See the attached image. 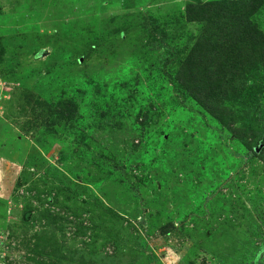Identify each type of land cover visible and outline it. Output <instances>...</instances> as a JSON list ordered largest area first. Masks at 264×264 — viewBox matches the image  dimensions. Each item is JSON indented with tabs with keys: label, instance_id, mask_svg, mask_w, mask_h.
I'll list each match as a JSON object with an SVG mask.
<instances>
[{
	"label": "rangeland",
	"instance_id": "1",
	"mask_svg": "<svg viewBox=\"0 0 264 264\" xmlns=\"http://www.w3.org/2000/svg\"><path fill=\"white\" fill-rule=\"evenodd\" d=\"M213 1L0 0V264H264V66L241 139L176 80Z\"/></svg>",
	"mask_w": 264,
	"mask_h": 264
},
{
	"label": "trees",
	"instance_id": "2",
	"mask_svg": "<svg viewBox=\"0 0 264 264\" xmlns=\"http://www.w3.org/2000/svg\"><path fill=\"white\" fill-rule=\"evenodd\" d=\"M261 7L260 0H242L238 5L225 0L189 4L184 11L187 23H203L204 30L177 71V83L211 118L238 139L240 135L231 128L235 122L232 113L218 105L220 100L216 101L214 95L221 91L224 98L232 89L229 75L234 68L230 62H238L240 55L244 59L240 64L264 66V34L250 20ZM260 145L262 157L264 139ZM246 147L252 156L256 155L254 147L249 144Z\"/></svg>",
	"mask_w": 264,
	"mask_h": 264
}]
</instances>
